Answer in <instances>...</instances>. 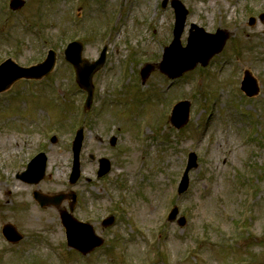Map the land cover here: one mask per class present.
<instances>
[{"label": "rangeland", "instance_id": "obj_1", "mask_svg": "<svg viewBox=\"0 0 264 264\" xmlns=\"http://www.w3.org/2000/svg\"><path fill=\"white\" fill-rule=\"evenodd\" d=\"M25 1L12 11L10 0H0V63L11 58L28 68L53 50L58 72L0 94V264H264V22L248 25L264 12V0H179L188 10L182 47L192 24L208 33L226 30L230 39L167 94L170 81L158 69L143 85L140 78L173 40V9H162L164 0ZM78 6L85 21L74 24ZM77 39L90 62L108 42L104 69L93 78L94 118L86 117V94L64 60L66 45ZM245 70L260 87L256 98L240 90ZM183 100L191 118L178 134L169 111ZM80 127L82 174L71 187L70 146ZM40 152L47 157L44 179L36 186L18 180ZM190 153L196 168L187 174L188 193L178 196ZM91 156L111 161L105 180L96 179ZM34 190L75 192L73 216L93 226L103 248L86 256L69 249L59 218L68 201L59 210L41 209ZM174 206L183 227L167 222ZM108 215L117 223L102 228ZM6 225L22 235L19 243L2 237Z\"/></svg>", "mask_w": 264, "mask_h": 264}, {"label": "water", "instance_id": "obj_2", "mask_svg": "<svg viewBox=\"0 0 264 264\" xmlns=\"http://www.w3.org/2000/svg\"><path fill=\"white\" fill-rule=\"evenodd\" d=\"M24 5V2L13 0L11 2V8L13 10H17ZM166 6V2L163 4V7ZM172 7L175 10L176 15V23L174 28V40L172 44L166 48V52L163 58V62L161 63V71L166 73L170 78H175L181 76L184 72L190 71L196 67L198 63L202 66H206L208 60L216 53L220 52L222 49L228 35L222 32H218L216 35H205L203 33L202 39H190L189 45L187 48H182L180 45V37L183 32V28L185 26V20L187 12L182 6V4L174 0L172 1ZM254 20L250 21L252 25ZM207 40V41H204ZM203 41V42H202ZM214 42H216L215 47H213ZM82 45L80 43H73L68 46V49L65 52L66 60L70 62L75 68L76 78L78 85L85 91L89 93V96L92 94V84L91 80L94 73L99 70L102 65L104 64L105 52L103 51L100 60L94 64H89L86 60H83L81 57L82 53ZM206 51V52H205ZM205 52L203 55H199L200 53ZM55 61V54L53 52L50 53V57L48 60L41 66H39L36 71L37 74H34L35 69L32 70H22L14 65L11 64L9 61L8 63L4 64L0 67V92L7 89L13 82L20 78H41L44 75H47ZM152 70L151 66H146L142 70V79L143 81L147 78L150 71ZM34 71V72H33ZM15 72L19 74L16 76ZM3 84V86H2ZM242 90L249 96L252 97L258 93V87L256 81L252 78L250 73H245V78L242 83ZM189 114V104L188 103H179L177 105L176 111L173 113L172 116V124L176 128L182 127L188 120ZM82 142V131L78 133L77 139L75 141V168L74 172L71 177V183H75L78 179L79 175V165H78V153L80 150ZM114 144V141L112 142ZM103 162V161H102ZM101 162V163H102ZM31 166H35V170L32 172L34 176L33 180L35 183H38L44 176L45 167H46V159L43 155L38 156L35 158ZM195 165V158L192 157L191 163L185 173V177L183 182L180 185L179 193H183L187 186V172L194 168ZM109 171V165L107 162L104 163L102 169L99 173V176L106 174ZM63 196H57L53 198H47L39 193H35V199L41 204V206H47L49 204L59 205L62 200ZM73 204L75 202V196L72 197ZM72 205L70 209L72 210ZM178 214V210L175 208L170 213L168 220L174 221ZM62 222L67 230V240L68 244L71 248L79 251L80 253L86 255L93 251L95 248L102 245V240L96 237L92 231V228L86 224H82L78 221L72 219L66 212L62 214ZM113 219L110 218L104 225H111ZM180 226L185 224L184 220L181 219L178 221ZM4 233L10 242L16 243L18 242L21 237L14 231L11 226L4 228Z\"/></svg>", "mask_w": 264, "mask_h": 264}, {"label": "bare ground", "instance_id": "obj_3", "mask_svg": "<svg viewBox=\"0 0 264 264\" xmlns=\"http://www.w3.org/2000/svg\"><path fill=\"white\" fill-rule=\"evenodd\" d=\"M12 186H13V185H12ZM13 192H14V194H15L16 192H18V190H15V191H14V189H13Z\"/></svg>", "mask_w": 264, "mask_h": 264}]
</instances>
